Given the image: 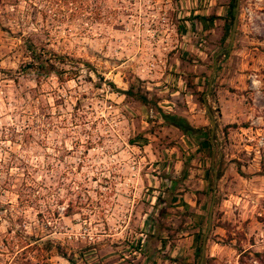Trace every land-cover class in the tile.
Wrapping results in <instances>:
<instances>
[{"label": "rangeland", "instance_id": "1", "mask_svg": "<svg viewBox=\"0 0 264 264\" xmlns=\"http://www.w3.org/2000/svg\"><path fill=\"white\" fill-rule=\"evenodd\" d=\"M27 1H0V264H197L211 199L203 264H264V0H238L228 48L205 11L229 0H100L101 17L36 24L55 8ZM27 34L77 76L22 72ZM130 82L158 107L189 92L202 133L111 86Z\"/></svg>", "mask_w": 264, "mask_h": 264}, {"label": "trees", "instance_id": "2", "mask_svg": "<svg viewBox=\"0 0 264 264\" xmlns=\"http://www.w3.org/2000/svg\"><path fill=\"white\" fill-rule=\"evenodd\" d=\"M3 5L10 4L14 7L19 0H0ZM27 4L25 7V13L27 14V7H35V3L31 1L24 0ZM46 6L54 7L53 11L49 13L44 11L43 9H36V13L32 12L33 14L31 21L29 23H37L36 15H40L42 19L46 17H52L58 22H63L67 19V16H74L79 15L82 19L91 20L95 19L96 17H101L99 10H97V6L99 5L100 0H46ZM17 6V5H16ZM235 6V0H229L226 5V13L223 16V34L220 38V42H223L228 36L230 31L231 22L233 19V10ZM210 18H216V16H211ZM37 28V29H36ZM34 31L40 32L44 31L42 26L34 27ZM33 34V33H30ZM30 34L24 38L23 41V48L26 56L28 57V61H25L23 65L20 67L22 68V72H25L27 69L32 71L35 75H47L52 73L58 80H67L73 77H76L78 72L80 71V65H82V61L79 59H75L70 57L66 54H59L54 52L52 49L45 46V43L49 42L50 36L47 35L46 41H39L34 42L33 39L30 37ZM227 48H222L220 53L218 54L219 64L216 68L218 70L220 68L221 62L220 58H224L227 54ZM64 64H69V67H64ZM86 64V63H83ZM113 89L119 93L125 94L133 99L140 101L141 103H151L153 108L155 109L156 113L162 124L165 126L173 127L179 130L183 135L192 136L196 133L201 134L202 130L200 127L193 126L189 123V121L176 113L168 112L162 110L160 107L156 105V103L149 101L144 94H142L139 89L134 88V83L130 82L128 84L127 89H117L111 83ZM214 138V135H213ZM207 174L211 175L212 171L211 168L207 169ZM220 171L216 169L215 177L219 178ZM208 189L211 190L212 178L208 177ZM165 202V199L160 197H155V205L158 202ZM198 256V247L195 248L194 259L197 261Z\"/></svg>", "mask_w": 264, "mask_h": 264}, {"label": "crops", "instance_id": "3", "mask_svg": "<svg viewBox=\"0 0 264 264\" xmlns=\"http://www.w3.org/2000/svg\"><path fill=\"white\" fill-rule=\"evenodd\" d=\"M204 11L205 10L203 9V13H204ZM193 12H196V11H193ZM205 12L213 13L217 17L224 16V14L226 13V4H224V3H220L219 4L218 3L217 6H216L215 11L213 9H211V10L205 11ZM211 16L212 15L210 14V15L206 16V18L209 21L216 19V18H210ZM190 95L191 94H189V92H183V98H184V104L185 105H183L181 108H179L177 106V104L175 103L174 100L167 101V100H164V99L159 101V106H160V108L162 110H167V111L169 110V111H172L174 113H178L179 115L185 117L189 121L190 124H194L195 125L196 124L195 122H196V119L198 118V115H196V114L192 115V114L189 113V111L192 109V106H194V101L192 99H190ZM218 100H220V96H219ZM167 103H169V105H167ZM191 116L196 118V119L195 120L191 119ZM109 257H106L105 260H107ZM121 260H122V258H120V256L117 255V258L116 259H112L110 261V264H122Z\"/></svg>", "mask_w": 264, "mask_h": 264}, {"label": "water", "instance_id": "4", "mask_svg": "<svg viewBox=\"0 0 264 264\" xmlns=\"http://www.w3.org/2000/svg\"><path fill=\"white\" fill-rule=\"evenodd\" d=\"M237 2H238V0H236L235 7H234L235 8V12L233 14V19H232V22H231V27H230V32H229V41H228L227 48L231 44V41H232V38H233V34H234V30H235V25H236V20H237V13H236ZM215 67L216 66L214 65V67H213V69L211 71V74L209 76V79H208L207 87H206L205 91L202 93V104L204 106V110H205L207 119L209 121V125H210V136L213 134L214 126H215V121H214V118H213L211 109L207 105L206 96L209 93V91L211 89V86H212V78H213L214 73H215ZM215 179H216V177H215V170L213 169V181H215ZM213 186H214V184H213ZM212 203H213V200L211 199L210 205H209V208H208V213H207V216H208V219H207V227H206V230H205V232H204V234L202 235V238H201V243H200V246H199V258H198L197 264H203L204 248H205V238H206V233H207L208 228H209V223H210V218H211V207H212Z\"/></svg>", "mask_w": 264, "mask_h": 264}]
</instances>
